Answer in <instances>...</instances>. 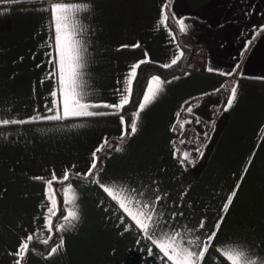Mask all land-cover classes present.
<instances>
[{"label":"crops","instance_id":"1","mask_svg":"<svg viewBox=\"0 0 264 264\" xmlns=\"http://www.w3.org/2000/svg\"><path fill=\"white\" fill-rule=\"evenodd\" d=\"M56 2L91 5L81 15L89 29L86 90L97 101L116 102L118 81L131 65L170 64L182 50L176 35L173 40L168 28L156 27L168 0H0V119L51 114L50 93L57 90L60 98L46 55L51 15L40 11ZM169 8L189 25L184 41L198 46L204 66L160 76L166 81L163 92L141 113L137 133L115 145L124 150L102 156L99 178L107 186L135 187L148 199L163 196L158 210L172 228H194L204 218L197 235L211 234L227 195L240 182L204 264H231L223 251L233 245L264 257V0H170ZM137 42L139 47H120ZM236 83L237 101L223 111L222 87ZM186 104L193 112L179 117L183 131L179 125L173 131ZM121 128L119 116L0 126V264H14L12 253L30 232L40 240L49 235L42 224L48 190L32 177L51 179L53 170L62 177L72 165V172L86 171L92 151L103 138L111 143L120 137ZM184 151L193 164L180 163ZM69 183L67 199L77 195L81 219L74 229L59 232L63 251L45 259L31 247L22 264H161L139 229L121 234L118 217L131 221L96 184L71 177L62 185L64 204ZM51 191L58 208L54 185ZM172 212L183 216L172 220Z\"/></svg>","mask_w":264,"mask_h":264},{"label":"snow or ice","instance_id":"2","mask_svg":"<svg viewBox=\"0 0 264 264\" xmlns=\"http://www.w3.org/2000/svg\"><path fill=\"white\" fill-rule=\"evenodd\" d=\"M168 5H164L161 10L160 19L157 21L156 27L168 28L173 40L175 34L171 25L169 24L170 18L175 20L178 25V31L184 33L187 31L189 25L182 18H176L174 15L170 17L167 11ZM91 5L87 3H51L49 7L40 9V11L50 12L51 20L49 23L50 30V51L46 53L49 57L48 63L52 66V71L49 72V78H55L57 89L60 93L58 98L57 90H53L50 95L53 98L50 106H46L48 115H41L39 113L24 119L8 118L0 119V126L8 125H25L39 121H64L69 119L89 118V117H104V116H119V121L122 126L120 141L134 136L138 131V121L141 113L145 108L155 101L157 96L163 92V81L160 76L156 75L148 82L147 90L141 93L142 100L137 101V110L133 113L130 122L125 120L122 114L126 106L133 97V84L138 79L137 70L146 61L142 60L130 66L129 72L124 77L123 81H118L121 87L116 89L117 95L116 102L109 103L106 101H97L86 90L87 81L85 79L87 73L89 58V40L86 38L89 32L88 26L82 19V13L89 12ZM139 42L135 45H121V48L126 47H139ZM179 48V45H177ZM147 55V54H145ZM182 50L179 54L172 59L170 64L163 65L164 68H170L176 65L177 62L183 57ZM212 71L211 68L208 69ZM225 75L231 76L233 73H226ZM170 82V81H168ZM224 90L229 92L226 98V103L223 111L231 109L237 101L238 96V83L233 84L230 88L224 86ZM184 111L188 114L193 112L192 106L189 104ZM180 113L176 114L177 123H179L180 131L184 129V123L179 122ZM198 122V121H197ZM71 127H84L83 124H72ZM173 131H176V124L173 125ZM207 137V133L204 134ZM181 143H184L182 140ZM201 145L200 147H204ZM196 147L194 151L203 157L204 153ZM105 148L122 152V146H113L107 137L103 138L101 144L96 147L91 153V159L87 170L84 172H72L76 166L72 165L71 168H65L62 177H58L55 170L52 171L51 179L45 180L43 177H32L33 180H43L45 188V198L48 201L46 207V214L43 217V228L47 230L49 235L42 242L44 245H49L52 241L53 229L57 232H65L74 229L80 221V211L77 204V195L73 194L72 198L67 199V194L72 190V184H67L65 188V204L70 205L66 209V214L61 215L62 222L53 225V217L57 215V202L54 198L52 187L54 183L63 184L75 177L78 180L89 181L96 184L104 193H106L113 201H115L123 213L130 219L131 223L125 224V216L118 217L119 225H123V234L131 230L133 226L139 229L140 233L158 250L160 254L161 264H204L206 254L209 252L210 247L224 222L225 216L228 213L230 206L233 204L234 199L239 191L240 182H237L233 190L227 195L225 202L221 208V214L217 217L216 224L211 234L201 233L197 235L199 229L205 228V219L202 218L197 227L187 228L181 231L177 228L170 226V221L164 220L165 213L158 210L163 196L157 194L154 199L145 197V193L139 191L135 187H130L125 184L113 182L111 186H107L101 182L100 173L102 172L103 157L98 155L103 152ZM175 156V154H174ZM182 165L185 163L193 164L191 153L184 151L179 157ZM247 169L245 168V173ZM167 193H164L166 196ZM186 193L181 194V199ZM105 212L107 208L103 209ZM183 216V213H171V219ZM162 224L169 225L163 227ZM39 231V230H37ZM36 232H30L26 237L21 238L16 251L12 253L16 257L14 264H22L29 251L30 243L34 242ZM65 240L63 236L53 242L48 248L47 253H42L43 258L48 259L55 256L58 252L63 251ZM35 252V248L32 249ZM151 251V249H149ZM223 255L231 264H264V257L255 254L250 248L243 245L228 246L223 251Z\"/></svg>","mask_w":264,"mask_h":264},{"label":"trees","instance_id":"3","mask_svg":"<svg viewBox=\"0 0 264 264\" xmlns=\"http://www.w3.org/2000/svg\"><path fill=\"white\" fill-rule=\"evenodd\" d=\"M169 1L168 0V9L167 11L169 12L170 17L172 16V13L169 8ZM169 24L171 25L173 32L175 33L178 42L182 48V51L184 53L183 57L177 62L176 65H173L170 68H164L162 64H159L157 62L151 61V60H146L145 63H143L140 68L137 70L138 72V79L134 81L133 84V97L129 105L126 106L125 111L122 113L125 116V120L130 122L133 113L137 110V101L142 100V95L141 93L146 90L148 81L151 76L153 75H159L164 78H168L177 74L185 73L187 71L193 70L194 67L192 66V62L194 57L197 54V45H189L184 41V35L183 33H180L178 31V25H176L175 20H172L170 18ZM224 86H227V88H230L232 85L231 84H226ZM224 86L222 87V90L225 95V101L227 96L229 95V92L224 90ZM187 104L183 107L181 110V115L183 116L186 112L184 109L186 108ZM179 123H176V126H178ZM194 137V136H193ZM118 142H120L119 137L116 138L114 141L111 142L113 146H115ZM110 149L105 148L103 152L100 153V156H104ZM180 153V150H179ZM84 181V180H83ZM68 182V181H67ZM60 184V183H54V188L56 191L57 195V201H58V208H57V215L53 217V225H56L60 221L61 215L65 214L66 212V207L64 204V198H63V192H62V185L65 183ZM60 238V233L53 229L52 232V241L49 242V245H44L43 240L40 239H34L33 243H30L29 248H35L39 254H46L48 248L51 246V244L55 241H57Z\"/></svg>","mask_w":264,"mask_h":264},{"label":"built area","instance_id":"4","mask_svg":"<svg viewBox=\"0 0 264 264\" xmlns=\"http://www.w3.org/2000/svg\"><path fill=\"white\" fill-rule=\"evenodd\" d=\"M192 66L195 69H201L204 66V56L201 51H197V54L193 59Z\"/></svg>","mask_w":264,"mask_h":264}]
</instances>
